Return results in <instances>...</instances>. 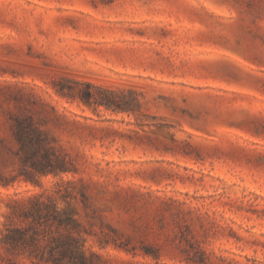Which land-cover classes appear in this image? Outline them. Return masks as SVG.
<instances>
[{
    "label": "rangeland",
    "instance_id": "rangeland-1",
    "mask_svg": "<svg viewBox=\"0 0 264 264\" xmlns=\"http://www.w3.org/2000/svg\"><path fill=\"white\" fill-rule=\"evenodd\" d=\"M34 195L46 256L264 264V0H0V264Z\"/></svg>",
    "mask_w": 264,
    "mask_h": 264
},
{
    "label": "trees",
    "instance_id": "trees-1",
    "mask_svg": "<svg viewBox=\"0 0 264 264\" xmlns=\"http://www.w3.org/2000/svg\"><path fill=\"white\" fill-rule=\"evenodd\" d=\"M93 98V93L89 91L86 93L84 100L85 102L89 103ZM96 103L110 107L109 103H105L102 100H96ZM20 142H22L23 145V136H20ZM20 201L27 206L19 212H13L10 218L15 217L23 220L32 219L35 226H32L33 232L31 235L27 234L28 230L22 229L21 227H14L13 225L6 226V234L4 235L3 243L7 246L9 251H17L21 247L27 246L31 249L30 258L36 259L39 263L89 264L82 251L81 245H79V242L72 237H67L64 241H62V243H59L55 247L51 246L49 250V256H46L43 251L44 247H42L41 240L39 238L42 234H40L39 227H37V225L41 226V221L45 218L49 220L48 217H50L49 213L51 211L50 205L46 200H44L42 195H34ZM53 220L57 221L60 226L69 225L75 222L71 216H67L63 219L59 215H55ZM48 246L50 245L47 244L46 247ZM57 248L61 249V258L55 257L53 253V251Z\"/></svg>",
    "mask_w": 264,
    "mask_h": 264
}]
</instances>
